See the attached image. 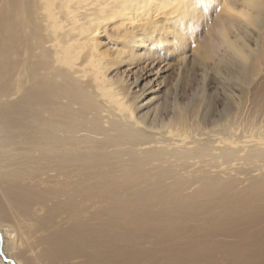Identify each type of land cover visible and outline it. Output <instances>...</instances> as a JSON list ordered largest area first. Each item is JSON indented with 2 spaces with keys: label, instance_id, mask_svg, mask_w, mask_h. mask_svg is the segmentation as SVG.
<instances>
[{
  "label": "bare ground",
  "instance_id": "6f19581e",
  "mask_svg": "<svg viewBox=\"0 0 264 264\" xmlns=\"http://www.w3.org/2000/svg\"><path fill=\"white\" fill-rule=\"evenodd\" d=\"M0 235V264H264V0H0Z\"/></svg>",
  "mask_w": 264,
  "mask_h": 264
},
{
  "label": "rangeland",
  "instance_id": "374dc122",
  "mask_svg": "<svg viewBox=\"0 0 264 264\" xmlns=\"http://www.w3.org/2000/svg\"><path fill=\"white\" fill-rule=\"evenodd\" d=\"M40 14H42L41 15V17H42L43 16V10L40 11ZM103 46L104 45H101V50H103L102 49ZM161 76H162V79H166L167 82L169 80H172V78H173V76L170 73H162ZM185 81H187L188 83L186 82L187 84H185ZM190 81L191 80H189V79L183 80V83L180 84L181 85V88L184 87V84L185 85H188L189 83H190V85L192 87H196L197 84H196L195 80H193L191 82ZM212 87H215V88H212ZM215 90H216V92H215ZM218 90H219V92H217ZM203 91H204V95L203 94L202 95H203V101H204V103L205 104H208V105H211L212 107L213 106H218V105L222 104L224 102L225 95L226 96H229L233 92L230 86H223V85H213V86L211 85L210 87H204ZM220 95H222L223 97H221ZM235 95H236V93H235ZM234 100H236V97L235 96H234ZM3 239L4 238L0 235V247H1L0 252H1V250H3ZM2 263L3 264H12L9 261L5 260V258L3 257V255H2Z\"/></svg>",
  "mask_w": 264,
  "mask_h": 264
}]
</instances>
